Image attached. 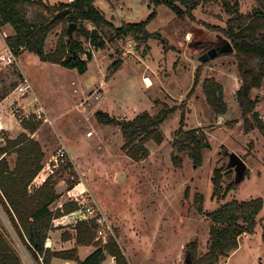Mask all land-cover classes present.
<instances>
[{
  "label": "rangeland",
  "instance_id": "obj_1",
  "mask_svg": "<svg viewBox=\"0 0 264 264\" xmlns=\"http://www.w3.org/2000/svg\"><path fill=\"white\" fill-rule=\"evenodd\" d=\"M228 1L238 2L243 14L256 6L254 0ZM221 3L222 0L202 3L194 9L192 20L177 17L169 6L154 0H96L95 5L111 24L104 27L106 40L112 36L113 28L123 22H145L147 31L154 36L143 44L130 36L107 40L102 49L85 42L92 57L83 74L44 62L30 50L17 54L11 65H0V95L9 93L0 105L6 123L0 128V141L20 132L40 140L45 151L44 172L57 148H64L67 158L52 172L57 180L56 190L62 195L51 208L56 210L59 203L69 200L67 192L73 189L82 204L92 203L107 217L112 228L108 237L120 244L130 264H187L185 245L189 241L197 242V257L206 251L211 224L196 206L197 194H202L203 212L216 210L227 201L262 199L263 208L256 217L253 233L242 234L239 246L228 257H221L219 264H264V135L257 128L250 133L243 131L235 95L240 78L234 56L220 53L204 63L198 60L211 40L225 38L217 29L225 26L228 17ZM10 29L3 27L5 32ZM60 31L57 25L48 33L46 51L54 48ZM115 60L122 62L116 69ZM198 67L200 83H195ZM22 75L32 86L24 96L15 90ZM207 77L216 78L223 86L227 110L222 115L215 114L206 103L201 81ZM144 78L150 79L151 85ZM102 82L100 94L97 91ZM192 88L185 108V127H199L208 142L202 150L201 164L196 167L187 153L181 154V166L172 164L170 141L180 120V108L161 123L162 143L147 142L150 154L139 162L122 151L124 138L120 128L101 124L94 115L97 109L116 119L131 118L143 110L155 114L164 105L179 106ZM253 94L260 96L255 110L264 120V87ZM85 98L89 99L84 107ZM39 106L40 118L35 112ZM32 115L39 120L38 128L33 133L22 131L20 118L30 119ZM89 129L94 135L91 138L84 135ZM232 152L242 158L247 174L222 198L226 186L235 182L234 168L227 167L228 154ZM216 168L221 169L222 180L214 195L212 176ZM0 227L22 264H42V255L33 257L1 203ZM60 228L75 238L73 227ZM98 244L102 242L94 235L89 245ZM81 252L78 258L83 259L87 253ZM112 258L107 254L104 264ZM60 261L52 257L50 264Z\"/></svg>",
  "mask_w": 264,
  "mask_h": 264
},
{
  "label": "trees",
  "instance_id": "obj_2",
  "mask_svg": "<svg viewBox=\"0 0 264 264\" xmlns=\"http://www.w3.org/2000/svg\"><path fill=\"white\" fill-rule=\"evenodd\" d=\"M96 0H71L67 2L49 3L45 0H0V27L8 24L14 30L5 37V45L14 55L27 50L37 54L44 62L57 63L64 68L75 69L83 74L92 57V51L84 44L87 42L94 48H105L106 41L120 40L132 37L137 43H146L154 36L146 29L145 22H123L120 27L113 28L112 36L106 40L104 27L111 26L104 11L97 8ZM164 3L175 11L176 16L190 17L193 11L202 3L217 0H154ZM256 6L247 14L240 11L238 2L222 0L224 11L228 14L224 27H217L225 39L231 42L233 50L230 52L236 59V69L240 78V85L235 90L243 131L250 133L257 128L264 135V120L255 110L260 101L255 90L264 87V0H254ZM68 8L63 18L53 19V15ZM76 24L72 37L67 34L68 23ZM60 25L52 50H45V41L49 32ZM228 53V54H230ZM121 60L114 61V68L121 65ZM204 63V62H202ZM200 68L195 74V83H200ZM201 88L206 103L217 115L227 110V103L223 94L222 84L214 77H207L201 81ZM179 106L164 105L155 114L143 110L132 118L116 119L108 113L97 109L94 115L101 124H115L120 128L124 142L121 146L133 161L139 162L150 154L147 142L153 141L159 145L164 140L160 125L168 114L180 108V120L173 130L170 141L172 164L179 167L182 164V153H187L193 166L201 164L203 149L208 147L206 134L199 127L186 128V106L190 92ZM35 115L30 119L20 118L21 126L30 133L35 132L39 120ZM16 154L14 167L9 165V155ZM44 153L40 142L25 132L3 138L0 141V203L6 211L8 220L20 238L25 242L33 257L42 255V264H50L52 257L62 260H74V264H102L107 254L113 257L115 264H130L123 254L120 244L113 237H108L106 243L96 245V248L83 259L78 258V246H88L96 237L95 223L78 221L74 225L72 219L64 223H57L55 218L69 215L79 204L69 200L51 209V205L59 199L61 194L56 190L57 180L48 176L40 185L32 186L34 178L43 167ZM221 169H215L212 176L213 194L215 195L221 183ZM237 183L231 182L222 194L233 189ZM195 202L200 212L210 221L208 246L205 252L196 255L198 244L189 241L185 248L192 252V262L189 264H219L221 257H228L229 253L239 246V238L244 233H253L256 217L263 208L260 197L247 201H227L221 203L216 210L202 211V194L195 196ZM73 227L75 229V247L65 250H51L44 246L48 233L53 228ZM65 231L61 234L63 240L70 239ZM0 264H22L17 251L11 247L4 229L0 227Z\"/></svg>",
  "mask_w": 264,
  "mask_h": 264
},
{
  "label": "built area",
  "instance_id": "obj_3",
  "mask_svg": "<svg viewBox=\"0 0 264 264\" xmlns=\"http://www.w3.org/2000/svg\"><path fill=\"white\" fill-rule=\"evenodd\" d=\"M14 61H15V56L9 48L5 51H0V65H11V63H14ZM103 82L101 86L98 88V91H97L98 93H100L99 90L103 88V85H104ZM31 89H32L31 83L28 81V79L24 75H22L18 84L15 86V90L19 93L20 96H24L27 93H29ZM98 97L96 96L95 99H97ZM88 99L89 98H85V101L83 103L84 107H85V102L88 101ZM41 111H42L41 107H38L37 110L35 111L38 114L37 116L38 118H40L41 116L40 115ZM46 120L47 119H45V121ZM84 135L87 137H91L93 135L92 129L87 130ZM53 155L54 156L51 158V162L46 165V169L48 170L46 171V173L48 174V176L52 174L53 170L56 167H58L61 163L65 162L67 158L66 151L62 147L57 148V150L55 151ZM38 185H40V182H35V181L32 182V186H38ZM67 197L69 198V200L77 201L79 204V207L76 210L70 212L69 215L61 216L57 219H54V221L57 223H64L67 219L71 218L73 221L72 225H74L78 221H85L88 223L91 220H93L95 223V227H96L95 229L96 239H100L102 243H106L108 239L107 237L109 236L108 232L112 234V228L109 225V222L107 221V217H105V215L100 211L99 208H96L95 206H93L92 203L88 202L86 204H82L81 201L78 199V197L73 192L68 191ZM63 203H59L58 206L56 207H61ZM44 246L45 247L50 246V242H48V238L46 239ZM39 258H41L40 255H39Z\"/></svg>",
  "mask_w": 264,
  "mask_h": 264
},
{
  "label": "crops",
  "instance_id": "obj_4",
  "mask_svg": "<svg viewBox=\"0 0 264 264\" xmlns=\"http://www.w3.org/2000/svg\"><path fill=\"white\" fill-rule=\"evenodd\" d=\"M45 1H48V0H45ZM67 1H71V0H67ZM66 1V2H67ZM59 2H62V3H64L63 1H60V0H54L53 1V3H59ZM7 26H9L8 24H6ZM6 25H3V26H1L0 27V37L2 38V42H3V46L1 47L0 46V51H5V50H7L8 49V47L5 45V37H7V36H10V34H12L13 32H14V30H13V28L11 27V26H9L11 29L10 30H8V31H3V27L4 26H6ZM48 51V50H47ZM14 56H16V55H14ZM21 74V73H20ZM8 94L9 93H2L1 95H0V105L2 104V103H4V100H6L7 99V97H8ZM39 107H41L42 108V106H39ZM1 110H2V108L0 107V128H2V127H4L5 125H6V123L4 122V120H3V115L1 114ZM134 117V116H133ZM132 118V117H131ZM17 121V120H16ZM49 121V120H48ZM20 125V124H19ZM21 126V125H20ZM21 130L23 131V130H25V129H23V127L21 126ZM94 135H92L91 137H93ZM91 137H88V138H91ZM39 142H40V140H38ZM40 144H41V148H42V143L40 142ZM123 145V144H122ZM42 151H43V153L45 152L44 150H43V148H42ZM16 154L13 152V154H11V155H9V157H8V160H9V165H10V167L11 168H13L14 167V163H15V159H16ZM13 159L12 160V162H10V159ZM45 158V157H44ZM46 177H48V174L46 173V172H44V169L42 168V170H40L39 172H38V175L34 178V180H33V182L35 181V182H40V184L43 182V180H45L46 179ZM68 191H71V192H73V189H69ZM62 195V194H61ZM61 197V196H60ZM59 197V198H60ZM64 231H66V229L64 230L63 228H53L52 230H50L49 231V233H48V242H50V246L48 247V248H52L51 250H65V249H70V248H72V247H75L76 245H75V238L74 237H72V238H70V240L69 239H67V240H63L62 238H61V234L64 232ZM72 234V233H71ZM53 245V246H52ZM54 247H56V248H54ZM96 248V246H92V245H89V246H79L78 247V253H79V255L80 254H83L81 251L82 250H85V252L84 253H87L84 257H86L87 255H89V253L90 252H92L94 249ZM79 259H81L80 257H79ZM113 259V258H112ZM112 259H111V261L109 260V264H115L114 263V260L112 261ZM105 261V260H104ZM104 261L102 262V264H104ZM75 263V261L74 260H71V261H66V260H62V261H60V263L59 264H74Z\"/></svg>",
  "mask_w": 264,
  "mask_h": 264
},
{
  "label": "water",
  "instance_id": "obj_5",
  "mask_svg": "<svg viewBox=\"0 0 264 264\" xmlns=\"http://www.w3.org/2000/svg\"><path fill=\"white\" fill-rule=\"evenodd\" d=\"M68 13V8H65L64 10H61L53 15V19L57 18H63L65 15ZM76 24L73 22L68 23L67 25V34L69 37H72L74 30L76 29ZM220 40L216 42L214 45H212L207 51L202 52L198 60L201 62H206L212 57L216 56L217 54L220 53H230L233 50L232 44L230 41L227 39L220 37ZM227 167L230 169L234 168L235 171V182L238 183L244 179V177L247 174V168L242 160V158L236 154L235 152L229 153L228 154V162H227ZM184 261L189 264L191 263V258H190V252L188 251L185 255Z\"/></svg>",
  "mask_w": 264,
  "mask_h": 264
},
{
  "label": "flooded vegetation",
  "instance_id": "obj_6",
  "mask_svg": "<svg viewBox=\"0 0 264 264\" xmlns=\"http://www.w3.org/2000/svg\"><path fill=\"white\" fill-rule=\"evenodd\" d=\"M216 42H218V41H216V40H213V41H212V40H211V41H210V44H208V46L210 47L211 45H214ZM209 47H207V49H205V51H207V50L209 49ZM205 51H204V52H205Z\"/></svg>",
  "mask_w": 264,
  "mask_h": 264
},
{
  "label": "bare ground",
  "instance_id": "obj_7",
  "mask_svg": "<svg viewBox=\"0 0 264 264\" xmlns=\"http://www.w3.org/2000/svg\"><path fill=\"white\" fill-rule=\"evenodd\" d=\"M144 79H145V78H144ZM145 80L147 81V84H148V85H151L152 82L150 81V79L147 78V79H145Z\"/></svg>",
  "mask_w": 264,
  "mask_h": 264
}]
</instances>
